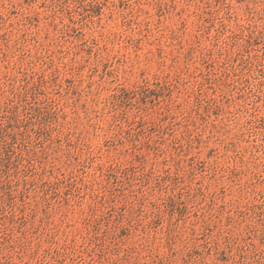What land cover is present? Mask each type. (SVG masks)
<instances>
[{
	"label": "rangeland",
	"instance_id": "374dc122",
	"mask_svg": "<svg viewBox=\"0 0 264 264\" xmlns=\"http://www.w3.org/2000/svg\"><path fill=\"white\" fill-rule=\"evenodd\" d=\"M0 264H264V0H0Z\"/></svg>",
	"mask_w": 264,
	"mask_h": 264
}]
</instances>
